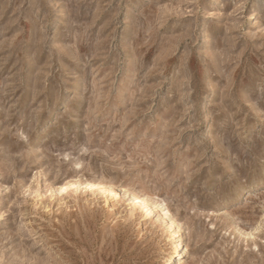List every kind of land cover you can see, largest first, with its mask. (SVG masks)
Wrapping results in <instances>:
<instances>
[{
  "label": "rangeland",
  "instance_id": "rangeland-1",
  "mask_svg": "<svg viewBox=\"0 0 264 264\" xmlns=\"http://www.w3.org/2000/svg\"><path fill=\"white\" fill-rule=\"evenodd\" d=\"M169 255L264 264V0H0V264Z\"/></svg>",
  "mask_w": 264,
  "mask_h": 264
},
{
  "label": "bare ground",
  "instance_id": "bare-ground-1",
  "mask_svg": "<svg viewBox=\"0 0 264 264\" xmlns=\"http://www.w3.org/2000/svg\"><path fill=\"white\" fill-rule=\"evenodd\" d=\"M175 242L177 243V244H175V247H178V256L182 257V255L184 254V247H183L182 239L178 238L175 240ZM165 259L167 260L165 262V264H170L171 261L175 260V256L169 255Z\"/></svg>",
  "mask_w": 264,
  "mask_h": 264
}]
</instances>
